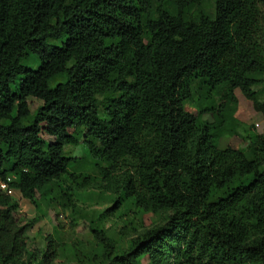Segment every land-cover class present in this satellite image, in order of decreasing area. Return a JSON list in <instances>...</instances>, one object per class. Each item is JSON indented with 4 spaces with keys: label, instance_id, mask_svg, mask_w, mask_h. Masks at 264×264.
Wrapping results in <instances>:
<instances>
[{
    "label": "trees",
    "instance_id": "1",
    "mask_svg": "<svg viewBox=\"0 0 264 264\" xmlns=\"http://www.w3.org/2000/svg\"><path fill=\"white\" fill-rule=\"evenodd\" d=\"M236 89L264 114V0H0V183L161 216L124 250L92 227L102 264H264V132ZM16 207L0 189V264L26 252Z\"/></svg>",
    "mask_w": 264,
    "mask_h": 264
},
{
    "label": "rangeland",
    "instance_id": "2",
    "mask_svg": "<svg viewBox=\"0 0 264 264\" xmlns=\"http://www.w3.org/2000/svg\"><path fill=\"white\" fill-rule=\"evenodd\" d=\"M235 96L238 102L235 117L242 122L244 129L263 133V112L256 110L238 89ZM29 102L31 110L41 103L34 98ZM186 110L196 113L189 104ZM203 118L210 120L208 115ZM243 135L241 131L239 135L225 136L220 139L219 146L240 149L246 145ZM42 138L47 142L52 140L45 133ZM83 153L80 144L73 148L75 157H81ZM43 195H37L34 203L21 198L18 192L13 195L17 201L14 218L25 228L26 252L11 264H38L46 249L51 264H102L103 248L90 230L92 227L98 228L117 251L126 249L132 238L161 219V216L137 213L135 208L123 206L119 196L97 186L65 199V196H58V188L53 184Z\"/></svg>",
    "mask_w": 264,
    "mask_h": 264
},
{
    "label": "built area",
    "instance_id": "3",
    "mask_svg": "<svg viewBox=\"0 0 264 264\" xmlns=\"http://www.w3.org/2000/svg\"><path fill=\"white\" fill-rule=\"evenodd\" d=\"M9 181H11V178L7 177L5 181L1 182L0 189L6 192L8 195L13 196L16 191L8 186Z\"/></svg>",
    "mask_w": 264,
    "mask_h": 264
}]
</instances>
